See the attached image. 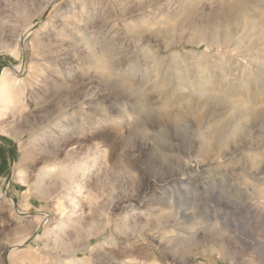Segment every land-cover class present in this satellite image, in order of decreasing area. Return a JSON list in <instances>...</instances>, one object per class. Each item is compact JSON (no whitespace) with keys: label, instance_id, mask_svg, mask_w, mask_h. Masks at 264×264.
I'll return each instance as SVG.
<instances>
[{"label":"rangeland","instance_id":"1","mask_svg":"<svg viewBox=\"0 0 264 264\" xmlns=\"http://www.w3.org/2000/svg\"><path fill=\"white\" fill-rule=\"evenodd\" d=\"M0 81V264H264V0H0Z\"/></svg>","mask_w":264,"mask_h":264},{"label":"bare ground","instance_id":"2","mask_svg":"<svg viewBox=\"0 0 264 264\" xmlns=\"http://www.w3.org/2000/svg\"><path fill=\"white\" fill-rule=\"evenodd\" d=\"M4 77H6V76H4ZM3 79V78H2ZM5 80V79H4ZM7 81H8V79H7ZM3 82H5V81H3ZM2 82V83H3ZM9 82V81H8ZM0 83H1V81H0ZM4 84V83H3ZM2 84V85H3ZM8 84H10V83H8ZM4 87V86H3ZM0 89H1V87H0ZM216 136L217 137H219L220 136V134H219V132H217L216 133ZM75 166V168H78V167H80V165L78 164V163H76V165H74ZM83 166V165H82ZM87 167V162L84 164V168H86ZM189 172H190V170H189ZM194 177V175H188V180L189 179H191V178H193ZM197 178L198 179H196V181H199L200 183H202V184H205L206 182H210V180H208V181H204V179H202V177H200V176H197ZM207 180V179H206ZM71 190H74V189H71ZM68 195H70V194H68ZM44 218V217H43ZM46 221V219H44V221H41L42 222V224L44 223ZM40 227V226H39ZM38 230V229H37ZM37 230H34V231H37ZM29 238L28 237H26V238H24V239H22V240H20L18 243H16V244H14L13 245V250H20L21 248H23V247H25V245H26V242H27V240H28Z\"/></svg>","mask_w":264,"mask_h":264}]
</instances>
